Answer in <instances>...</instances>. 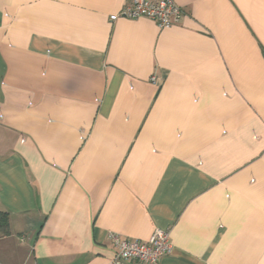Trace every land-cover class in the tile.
Here are the masks:
<instances>
[{
	"label": "crops",
	"instance_id": "crops-1",
	"mask_svg": "<svg viewBox=\"0 0 264 264\" xmlns=\"http://www.w3.org/2000/svg\"><path fill=\"white\" fill-rule=\"evenodd\" d=\"M127 1L0 0V264H264V0Z\"/></svg>",
	"mask_w": 264,
	"mask_h": 264
},
{
	"label": "built area",
	"instance_id": "built-area-1",
	"mask_svg": "<svg viewBox=\"0 0 264 264\" xmlns=\"http://www.w3.org/2000/svg\"><path fill=\"white\" fill-rule=\"evenodd\" d=\"M184 14L183 8L176 0H128L111 19L115 21L119 18L146 17L155 20L160 29H168L177 25ZM155 79L152 78L153 81ZM110 238L115 246L112 264H122L125 261L159 264L162 257L172 255L174 250L170 233L163 228H157L147 241L131 240L115 232L110 234Z\"/></svg>",
	"mask_w": 264,
	"mask_h": 264
},
{
	"label": "trees",
	"instance_id": "trees-1",
	"mask_svg": "<svg viewBox=\"0 0 264 264\" xmlns=\"http://www.w3.org/2000/svg\"><path fill=\"white\" fill-rule=\"evenodd\" d=\"M11 234V225L9 220V214L6 212H0V238Z\"/></svg>",
	"mask_w": 264,
	"mask_h": 264
}]
</instances>
